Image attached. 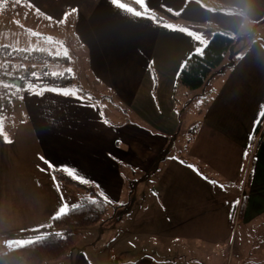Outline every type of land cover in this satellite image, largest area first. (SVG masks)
<instances>
[{
    "label": "crops",
    "instance_id": "0c3cea01",
    "mask_svg": "<svg viewBox=\"0 0 264 264\" xmlns=\"http://www.w3.org/2000/svg\"><path fill=\"white\" fill-rule=\"evenodd\" d=\"M22 1L53 20L77 10L74 41L76 45H88L94 81L98 79L92 82L94 89L102 94V88H107L130 114L160 132L155 133L160 136L152 135L148 127L127 116L110 97L96 102L81 94L78 96L82 99H78L54 90L43 94L27 92L31 117L28 135L37 145L40 142L48 148L46 166L35 173L44 190L49 189L44 206L50 220L56 214L53 211L71 204L69 196L76 199L80 193L71 186H58L51 173V166H56L94 183L115 204L147 203L133 224L166 217L169 227L206 230L199 241L193 235L179 237L187 241L185 247L195 249L189 253V262L180 261L184 256L181 253L157 259L145 254L130 257L133 247L129 244L128 252L111 247L114 258L109 264H203L194 260L203 261L201 241L208 251L205 264H214L213 250L217 248L224 249L218 258L225 264L232 258L236 264H264V137L250 157L254 132L264 114V34H250L251 43L244 41L249 39L245 34L238 35L246 20L242 12L264 11V3L257 1L251 8L239 3L240 9L229 12L199 0H136L158 9L171 5L179 19L183 16L191 22L215 24L238 38L230 60L217 67L201 88L199 95L204 101L192 103V108L184 112L182 123L176 97L185 91L179 89L177 77L184 61L205 47L202 36L167 27L121 0L123 7L113 0ZM35 44L26 49L38 50ZM1 46L9 45L0 43ZM11 72L17 77L18 70ZM181 136L186 137L187 144L160 162L172 141ZM157 162L164 168L160 188L153 184L155 187L144 189L141 198L134 199L133 194L138 191L129 184L130 179L148 176ZM249 175L251 180L246 181ZM219 179L223 188L218 186ZM147 211L151 213L148 217ZM121 216L125 220L123 213ZM104 221L85 230L94 228L104 235L112 231L113 239L129 236L128 228H105ZM233 224L242 227L237 233L239 245L225 248L222 242H226ZM76 247L54 263L102 264L93 262Z\"/></svg>",
    "mask_w": 264,
    "mask_h": 264
},
{
    "label": "rangeland",
    "instance_id": "374dc122",
    "mask_svg": "<svg viewBox=\"0 0 264 264\" xmlns=\"http://www.w3.org/2000/svg\"><path fill=\"white\" fill-rule=\"evenodd\" d=\"M171 1L173 3L175 0ZM199 1L218 10H222L224 6H230L234 8V11L241 8L239 3H245L249 8L252 7V3H256L257 1L264 3V0ZM137 2L142 4L143 9L147 8L148 17L155 18L159 23H163L167 27L179 28L187 35L202 36L201 40L205 44L212 38L215 32L223 29L207 22H191L185 20L183 16L179 19L177 18L179 14L174 12V8L171 5L158 9L156 7H147L148 5L146 6V3L142 1V3L140 1ZM77 12V10H70L62 19L53 20L50 16L48 17L45 13H42V11L34 10L22 0H20V3H16V0H0V43H7L13 49H26L30 47V44L31 47H35V43H37L38 50L42 49L40 50L42 53L34 55L36 62L31 60L32 64L35 63L33 69L37 67L36 70L34 69L35 71L32 70V74L39 72L38 77L44 76L50 74L51 70L54 71L53 75L71 73L73 74L74 82L69 83L67 89L77 94H82L83 90H85L86 93L83 94L89 98L94 96L93 94L98 89H94L92 85L95 75L92 73V67L89 61L90 54L88 45L83 42L76 45L74 41L75 36L73 30L76 25ZM242 14L245 15L246 20L240 28L238 35L245 34L249 39L244 41L251 43L250 34H264V11L253 9L244 11ZM230 54L229 52L226 55L223 62L230 60ZM20 56V61H23L27 65L30 64V60L24 59L22 55ZM9 65L8 62L7 66ZM52 65H56L55 70L52 69ZM11 67L9 66L7 70L1 68L2 73L12 75L10 71L12 69ZM97 80L94 82L96 83ZM31 84L33 85L32 88L25 89L19 84L11 83L0 78V122L3 124V134H0V253L5 251V248H3L4 244L11 246L25 243L42 237L51 231V220L48 215V210L44 206L45 202L49 199V189L44 190L42 180L35 173L40 167L46 166L44 158L47 157L45 150H48V148L42 147L40 142L38 146L32 137L28 135V123L31 117L26 104V93L37 92L38 94H43L46 91L50 92L54 89V91L60 90V87L52 86V84L40 85L37 81H31ZM5 85L12 86L5 87ZM16 86H18V89ZM97 86H100V84ZM202 87L192 89L179 85V89L185 91L177 94V104L178 107H181L180 115L182 123L184 112L188 108H192L191 104L195 101H204L203 97L199 95ZM109 94L114 95V93L108 92L107 88L103 87L101 97ZM83 97L85 96L83 95ZM127 116L134 117L130 113ZM192 117L194 122L196 118L195 112ZM142 125L148 127L152 135L160 136L157 135L160 132L156 131L150 125L143 123ZM16 133L17 138L15 137ZM5 135L10 142L5 141ZM181 137L179 140L176 138L172 141L160 158V162L166 161L169 154L176 152L187 144L184 140L186 137ZM15 138L16 140H14ZM162 172H164L163 165L157 162L152 166L148 176L143 174L142 178L135 179L134 181L130 179L129 184L131 183L132 187L138 191L133 194V198H141L143 190L153 188L155 187L154 185H158L160 188ZM138 175L140 176L141 174L138 173ZM221 182L222 180L219 179L218 186L221 185ZM62 195H64L63 197L67 196L63 191ZM68 200L73 203L74 197L69 196ZM119 205V207H112L101 222L105 220V228H109V225L117 226L118 230L128 228L130 234L126 238L117 237L113 239L112 231L104 235L94 231V228L85 230L86 228L84 227L80 229L83 230L84 235L76 248H78V251L85 253L95 263L109 264L111 259L114 258L110 253L111 247L128 252V249H130L128 248L129 244L133 247L129 252L130 257H140L145 254L150 259H157L161 255L169 256L170 253L174 256L176 253H181L184 256L180 261L189 262L188 259H192V254L189 253L191 250L195 251V249L192 248L189 250L185 247L187 241L183 242V239L179 237L193 235L198 240L199 236L205 235L206 233L204 228L192 226L188 228L187 226H180L179 229L173 228L172 226L169 227L166 217L161 218V221L159 218L157 221L151 218L148 221H143L142 224H133L134 220L144 212V207L147 203L142 205L140 202L129 201L125 205ZM56 212L53 211L52 213ZM122 213L125 220L121 216ZM150 214L149 211L146 212L147 217ZM232 226L233 228H230L227 233L226 242H222V246L225 248L231 246L233 249L236 248V245H239V242H237L239 240L237 233L241 232L242 227H239L238 224H233ZM114 229L115 227L113 226ZM200 243L203 246L201 247L203 261H199L198 259L194 260L205 264L209 260L208 251H205L206 247H204V242L201 241ZM213 251L215 252L214 264H225L222 259L218 258L224 249L217 248ZM234 259L232 258L229 264H236ZM23 264L27 263L24 262ZM49 264L61 263L52 262Z\"/></svg>",
    "mask_w": 264,
    "mask_h": 264
},
{
    "label": "trees",
    "instance_id": "16d2710c",
    "mask_svg": "<svg viewBox=\"0 0 264 264\" xmlns=\"http://www.w3.org/2000/svg\"><path fill=\"white\" fill-rule=\"evenodd\" d=\"M121 1L140 13L148 14L146 10L147 8L143 9L142 4L136 0ZM223 9L229 12H234V8L230 6H224ZM237 42L238 38L226 30L220 29L215 32L202 51L192 53L184 61L177 77L178 86L183 85L192 89L202 87L206 80L211 76L214 69L223 63L226 55L232 50ZM38 53H42V51L35 49H13L9 46H1L0 78L11 83H15L16 81L15 84H19L25 89H27L26 85L31 83V81H37L40 85L52 84V86L67 89L68 84L74 82L72 77L73 74L71 73L53 75L54 73L51 72L50 74L38 77V72L33 76L32 66L35 63L32 64V61H35L34 55H37ZM20 55L24 56V59L32 60L30 64L27 65L23 61H20ZM8 62L10 64L9 66H12V70H18L17 77L16 74L11 75L2 73L1 68L7 70L9 67L7 66ZM152 71L156 81V72L153 68ZM83 93H86L85 90H83ZM83 93L81 95L86 97L87 95ZM95 94L89 98L93 101L100 102L106 97H110L109 99L112 101H117V105L122 107L121 109L124 113H130L128 108L122 105L115 95L109 94L101 97L102 94L98 91H95ZM130 120L132 119H127L126 121ZM134 121L139 124L144 122L136 116L134 117ZM263 121L264 114L254 132L253 143L256 136L255 134L258 132ZM193 131L194 129H192V132ZM263 137L264 131L262 138ZM51 173L59 187H75L80 192L79 196H77V198L74 199V202L69 205L66 214L59 216V218H54L55 215L52 216L51 231L48 234L21 244L11 246L4 244L3 248H5V251L0 253V264H20L21 262L27 264H49L60 261L64 259L81 241L83 237V232L80 230L81 228L96 226L105 218L112 207H119V204H115L109 200L94 183L79 179L68 171L56 166L51 167ZM247 177L246 181H250V175ZM65 229L69 230L65 231Z\"/></svg>",
    "mask_w": 264,
    "mask_h": 264
},
{
    "label": "snow or ice",
    "instance_id": "6c2138e0",
    "mask_svg": "<svg viewBox=\"0 0 264 264\" xmlns=\"http://www.w3.org/2000/svg\"><path fill=\"white\" fill-rule=\"evenodd\" d=\"M16 3H20V0H16ZM113 3L118 4L121 7L124 6V5L120 4V0H113ZM37 35H39V34H37ZM65 55H66V53H65ZM33 76H35V73H33ZM11 86L12 85H5V87H11ZM16 87L18 89V86H16ZM26 87L27 88H32L33 85L31 83H29V84L26 85ZM56 91H58L59 94H62V95L76 96V98L82 99V97L78 96V94L76 92H73V91H70V90H67V89H60V90H56ZM0 134H3V124H2V122H0ZM4 138H5L6 142H10V141H8V138H7L6 135L4 136ZM221 187L223 188L222 185H221ZM68 208H69V206L67 204L62 205L61 208L57 210L54 218H59V216L66 214Z\"/></svg>",
    "mask_w": 264,
    "mask_h": 264
},
{
    "label": "built area",
    "instance_id": "2783aa9c",
    "mask_svg": "<svg viewBox=\"0 0 264 264\" xmlns=\"http://www.w3.org/2000/svg\"><path fill=\"white\" fill-rule=\"evenodd\" d=\"M263 131H264V121L262 122L258 132H256V136H255V139H254V143H253V149H252V154L250 155V157L252 158L253 156V152L256 150L262 136H263ZM240 206V205H239Z\"/></svg>",
    "mask_w": 264,
    "mask_h": 264
},
{
    "label": "water",
    "instance_id": "95a60500",
    "mask_svg": "<svg viewBox=\"0 0 264 264\" xmlns=\"http://www.w3.org/2000/svg\"><path fill=\"white\" fill-rule=\"evenodd\" d=\"M16 82V81H15Z\"/></svg>",
    "mask_w": 264,
    "mask_h": 264
}]
</instances>
